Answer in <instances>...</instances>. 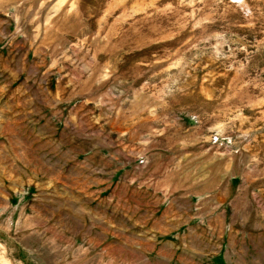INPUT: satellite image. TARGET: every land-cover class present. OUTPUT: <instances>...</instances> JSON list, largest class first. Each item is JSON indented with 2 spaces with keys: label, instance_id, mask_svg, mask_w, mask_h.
I'll use <instances>...</instances> for the list:
<instances>
[{
  "label": "rangeland",
  "instance_id": "1",
  "mask_svg": "<svg viewBox=\"0 0 264 264\" xmlns=\"http://www.w3.org/2000/svg\"><path fill=\"white\" fill-rule=\"evenodd\" d=\"M0 264H264V0H0Z\"/></svg>",
  "mask_w": 264,
  "mask_h": 264
},
{
  "label": "crops",
  "instance_id": "2",
  "mask_svg": "<svg viewBox=\"0 0 264 264\" xmlns=\"http://www.w3.org/2000/svg\"><path fill=\"white\" fill-rule=\"evenodd\" d=\"M184 176H186V175H184ZM190 177V176H189ZM190 181H191V179H190Z\"/></svg>",
  "mask_w": 264,
  "mask_h": 264
}]
</instances>
